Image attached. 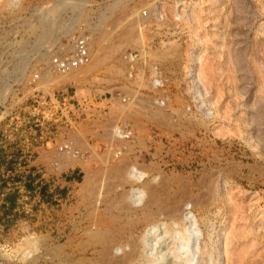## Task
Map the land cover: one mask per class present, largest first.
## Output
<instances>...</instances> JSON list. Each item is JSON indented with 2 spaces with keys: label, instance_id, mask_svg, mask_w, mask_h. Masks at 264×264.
<instances>
[{
  "label": "rangeland",
  "instance_id": "1",
  "mask_svg": "<svg viewBox=\"0 0 264 264\" xmlns=\"http://www.w3.org/2000/svg\"><path fill=\"white\" fill-rule=\"evenodd\" d=\"M0 264H264V0H0Z\"/></svg>",
  "mask_w": 264,
  "mask_h": 264
},
{
  "label": "built area",
  "instance_id": "2",
  "mask_svg": "<svg viewBox=\"0 0 264 264\" xmlns=\"http://www.w3.org/2000/svg\"><path fill=\"white\" fill-rule=\"evenodd\" d=\"M73 48L71 53L69 54H61L57 55L52 59V67L55 69L56 72L60 74H69L74 71H77L85 66H87L91 62V52H90V42L88 37L85 34H79L74 35L72 38ZM127 56V55H126ZM137 56H134L133 53H129L128 57H126L127 60L130 62L134 61V58ZM135 64L132 65V69L129 73V77L131 80L134 81L133 77H137L140 75V71L135 70ZM153 85L155 87H162L163 83L160 82L159 79H155ZM129 97H126L123 101H129ZM162 99H156L158 102ZM196 102H203L205 101V97H197ZM115 137L121 140H128L132 136V131H129L127 128H123L121 126H116L114 129ZM67 143H64L59 150H65L70 151L71 148L66 145ZM116 155H120V153L117 152Z\"/></svg>",
  "mask_w": 264,
  "mask_h": 264
}]
</instances>
